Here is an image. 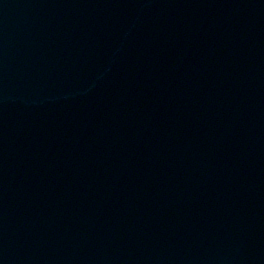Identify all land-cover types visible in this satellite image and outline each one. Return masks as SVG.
I'll return each mask as SVG.
<instances>
[{
  "label": "water",
  "instance_id": "1",
  "mask_svg": "<svg viewBox=\"0 0 264 264\" xmlns=\"http://www.w3.org/2000/svg\"><path fill=\"white\" fill-rule=\"evenodd\" d=\"M0 264H264V0H0Z\"/></svg>",
  "mask_w": 264,
  "mask_h": 264
}]
</instances>
